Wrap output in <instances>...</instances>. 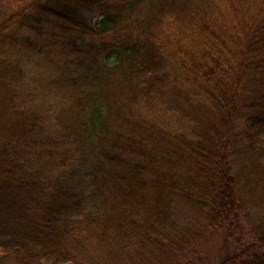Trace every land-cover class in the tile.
<instances>
[{"label": "trees", "instance_id": "1", "mask_svg": "<svg viewBox=\"0 0 264 264\" xmlns=\"http://www.w3.org/2000/svg\"><path fill=\"white\" fill-rule=\"evenodd\" d=\"M263 213L264 0H0V264H264Z\"/></svg>", "mask_w": 264, "mask_h": 264}, {"label": "rangeland", "instance_id": "2", "mask_svg": "<svg viewBox=\"0 0 264 264\" xmlns=\"http://www.w3.org/2000/svg\"><path fill=\"white\" fill-rule=\"evenodd\" d=\"M16 53H17V51H12L10 53V55L13 56V55H16ZM24 56H25V59H19L18 60V61H20V63H21V61L26 62V60H29L31 58V56H28V55H24ZM16 59H17V57H13L12 58L13 61H15ZM192 95H194V94L192 93L191 96ZM195 102L196 101L194 100L193 103H195ZM179 112H180V110H179ZM152 114H154V113L152 112ZM193 114H197V111H193ZM62 115H63V117L65 119L64 120V123L70 124V125L73 124V129L76 128V127L78 128L79 125H80V123L83 120L80 116L78 117L76 115L75 111H72V113H70L68 111L66 113H63ZM189 118L190 119H188L187 122H185V121H183L182 119L179 118L177 120L175 126H177V127L179 126V128H181L182 130H185V131L192 130L193 123L195 122V120L197 122H199L198 120H202L201 114H198V117H195V120L193 118L191 119V116H189ZM66 130L69 131V132L71 131L70 129H66ZM172 130H173L172 132H179L178 129H176V128L174 129V127H172ZM223 136H225V138H228V136H226L225 134H223ZM229 138H230V136H229ZM66 141L68 143V145L66 147H68L70 149V152L68 154L70 156L71 153L73 152V148H74L73 147V142L69 138H66ZM78 144H80L81 147L84 148V150H86V144L83 145L80 142H78ZM80 170H81V168H80ZM40 178H42V177H40ZM70 179L71 178H68L66 180V182L68 180H70ZM153 198H152V200H153ZM181 202H182V200H181ZM5 203L8 204L6 206L8 209H9V206H12L13 205L12 204L13 201L11 200L10 197L6 198ZM190 205L191 204L188 203V202H186V201H185V204H180V201H179V203H177L175 205L176 207L175 206L173 207V211H175V218L176 219L173 216H171V218L173 217V219H175L174 221L181 228L183 226H186V224L194 225V223H195L194 222L195 221L194 218H198V215L196 214V209L194 207H191ZM260 210H262V209H260ZM253 211L258 215V209H256V211L255 210H253ZM196 221H197V219H196ZM205 221H206V219H205ZM195 226L197 228L199 226V223H197ZM229 226H231V230H232V233L231 234L233 236H234V233L236 231H237L238 234L243 231L242 227L238 228L240 225H237L236 222H235V224H230ZM241 226H243V225H241ZM206 233H207L206 238L203 239L201 237L200 239H198L199 241H197L199 243L196 244V247L199 248V252H198V257H197V260H196V263L195 264H221L220 262L222 261V259L224 258V256H226L227 254H229V250L227 249V247L229 245H231V243H233V242H231V241H228V243L227 242H224V234L223 233H222V235L219 234V232L216 235L214 233H211V232L210 233L209 232H206ZM42 264H51V262L45 261Z\"/></svg>", "mask_w": 264, "mask_h": 264}]
</instances>
